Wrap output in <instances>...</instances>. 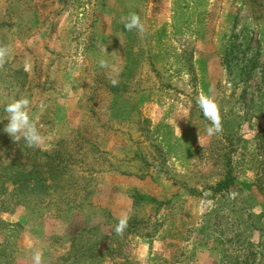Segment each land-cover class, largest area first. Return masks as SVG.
Instances as JSON below:
<instances>
[{
  "label": "rangeland",
  "instance_id": "1",
  "mask_svg": "<svg viewBox=\"0 0 264 264\" xmlns=\"http://www.w3.org/2000/svg\"><path fill=\"white\" fill-rule=\"evenodd\" d=\"M0 47V264H264V0H0Z\"/></svg>",
  "mask_w": 264,
  "mask_h": 264
},
{
  "label": "clouds",
  "instance_id": "2",
  "mask_svg": "<svg viewBox=\"0 0 264 264\" xmlns=\"http://www.w3.org/2000/svg\"><path fill=\"white\" fill-rule=\"evenodd\" d=\"M121 22L127 31L136 30L138 32L144 31V25L136 13H130L127 17H122ZM9 49L0 47V64L4 62V58L9 55ZM101 67L106 66V62L100 61ZM27 64L25 68L27 69ZM115 83V81H113ZM197 104L202 110L203 116L210 121L206 128V134L211 137L222 131V123L220 111L215 101L207 95H199L197 97ZM30 101L27 98H20L7 104L4 107L6 119L8 124L3 128V132L7 133L14 142L19 143L21 140L29 148H40L44 146L47 137L41 134L37 127L35 118L30 114ZM44 106L41 105V108ZM128 215L123 214L115 225L114 231L117 235H122L128 227ZM32 264H42L43 255L40 249H36L31 253Z\"/></svg>",
  "mask_w": 264,
  "mask_h": 264
},
{
  "label": "trees",
  "instance_id": "3",
  "mask_svg": "<svg viewBox=\"0 0 264 264\" xmlns=\"http://www.w3.org/2000/svg\"><path fill=\"white\" fill-rule=\"evenodd\" d=\"M57 159H56V157L52 158V160L58 161V163L61 164V161L60 160H57ZM5 170H9V169H3L0 172L5 171ZM37 175H38V173L37 174L34 173V174L31 175L30 172H28L27 174H24V172L20 171L15 176H11L10 177V178H12L11 183L15 187L16 186L18 187L17 188V193H18V189L19 188H21L22 191H24V192L27 193L28 190L30 191L33 188L32 186H34V184L38 183L39 177ZM34 181H35V183H34ZM32 183H33V185H32ZM230 184L231 183L229 181H227V182H225V181L224 182H221L218 185L219 186V190L222 191L224 188H228ZM128 227L129 228L132 227V223L128 222Z\"/></svg>",
  "mask_w": 264,
  "mask_h": 264
}]
</instances>
